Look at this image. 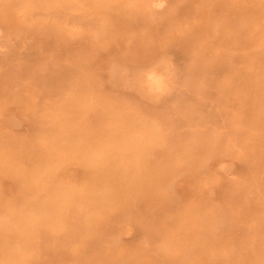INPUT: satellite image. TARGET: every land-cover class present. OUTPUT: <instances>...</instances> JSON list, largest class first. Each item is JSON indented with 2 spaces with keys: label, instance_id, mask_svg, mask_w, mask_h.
<instances>
[{
  "label": "rangeland",
  "instance_id": "obj_1",
  "mask_svg": "<svg viewBox=\"0 0 264 264\" xmlns=\"http://www.w3.org/2000/svg\"><path fill=\"white\" fill-rule=\"evenodd\" d=\"M201 193L264 264V0H0V264H164Z\"/></svg>",
  "mask_w": 264,
  "mask_h": 264
},
{
  "label": "bare ground",
  "instance_id": "obj_2",
  "mask_svg": "<svg viewBox=\"0 0 264 264\" xmlns=\"http://www.w3.org/2000/svg\"><path fill=\"white\" fill-rule=\"evenodd\" d=\"M232 180L234 181L233 178H231V181ZM231 181L229 180L213 186L212 192H217V187L221 188L223 184L227 185L228 183H232ZM233 184L237 189L241 187L239 182ZM206 197L207 196L202 195V193L198 195V203L194 206L195 210L193 211L188 208V205H184L179 229L178 243H170L169 239V243H166L165 250L163 253L161 252V258L165 260L164 264H257L256 261L254 262V260L244 261L246 259H242L240 257H236L234 259L232 258L231 261L227 262V260L223 259L222 257L219 258L216 255L212 256L213 249L215 247L219 248L222 244L221 241L223 236H221L220 233H217V229L211 225L212 219L216 217V210L212 211L211 209L205 211L204 207L202 206V201L204 202ZM218 200L221 204H224V198ZM219 229L223 230L226 229V227L222 229V226H220ZM231 234L232 233L229 235ZM236 236L238 235L236 234L235 237ZM249 237L250 234L243 231V234L238 236L237 240H248ZM225 238L228 241L227 235ZM208 256H212V258H209Z\"/></svg>",
  "mask_w": 264,
  "mask_h": 264
}]
</instances>
